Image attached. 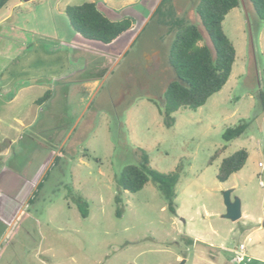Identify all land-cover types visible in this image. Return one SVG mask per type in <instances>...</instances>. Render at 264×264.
Instances as JSON below:
<instances>
[{
	"label": "rangeland",
	"instance_id": "374dc122",
	"mask_svg": "<svg viewBox=\"0 0 264 264\" xmlns=\"http://www.w3.org/2000/svg\"><path fill=\"white\" fill-rule=\"evenodd\" d=\"M161 1L31 0L15 10L20 30L2 27L0 82L11 95L0 93V122H11L6 103L17 88L33 87L15 104L32 127L0 129L14 142L0 160V264L264 261V21L248 0L227 13L222 30L235 60L226 84L200 108L176 111L167 128L159 111L174 79L167 63L172 23L197 25L199 44L211 45L194 11L199 0H170L155 15ZM85 2L112 20L130 19L131 29L109 45L83 40L64 9ZM151 48L155 68L141 69ZM40 85L51 94L39 107ZM240 120L245 133L225 143L224 131ZM240 149L248 153L245 165L218 182L222 159ZM142 151L156 171L179 173L175 214L151 180L135 193L120 189V171L138 165ZM226 191L240 203L235 221L224 216Z\"/></svg>",
	"mask_w": 264,
	"mask_h": 264
},
{
	"label": "trees",
	"instance_id": "16d2710c",
	"mask_svg": "<svg viewBox=\"0 0 264 264\" xmlns=\"http://www.w3.org/2000/svg\"><path fill=\"white\" fill-rule=\"evenodd\" d=\"M10 0H0V10ZM170 0H162L155 15H162ZM256 17L264 21V0H248ZM240 0H199L194 11L199 23L204 29L211 48L200 45L202 35L195 24L184 23L180 20L172 23L174 35L168 48L167 63L174 73L163 92V106L160 114L165 127L174 124L173 114L179 109L196 110L203 106L215 93L226 84L235 60V50L232 43L222 30V22L229 11L238 7ZM65 16L71 29L83 40L109 45L127 33L132 26L128 18L112 20L100 12L95 2H85L80 5L66 6ZM51 92L47 90L37 100L42 103L50 98ZM261 107L264 111V95L260 97ZM247 124L240 120L233 128H227L222 139L228 143L240 138L246 131ZM225 147L218 149L210 157V164L220 156ZM248 153L240 149L230 156L222 159L216 179L224 183L227 179L239 172L246 163ZM179 179L178 172L160 173L149 165L148 156L141 152V162L138 165H126L120 171L117 183L122 191L135 193L151 180L163 194L168 204V210L175 214L174 187ZM41 184L38 185V188ZM31 199L29 200L30 203ZM119 202V198L115 199ZM79 209L85 217L87 214L85 203H80ZM119 215V211L117 212Z\"/></svg>",
	"mask_w": 264,
	"mask_h": 264
},
{
	"label": "crops",
	"instance_id": "0c3cea01",
	"mask_svg": "<svg viewBox=\"0 0 264 264\" xmlns=\"http://www.w3.org/2000/svg\"><path fill=\"white\" fill-rule=\"evenodd\" d=\"M31 0H10L1 10H0V33L1 31L5 32V29L3 30L2 27L4 26H8L11 29L14 30H20V28H18L17 26H15V24L13 23V19H14V14H15V10L17 8H22L24 7V3H29ZM1 76L2 74H0V80H1ZM31 87H33V85H26V86H20L17 88V90L15 91V93L10 97L9 101L6 103L8 105H10V109L13 111V115L10 119L11 122H0V129L2 130H8V131H20V130H26V129H30L32 127V123L30 121H28L25 118V114L26 112H23L22 110H19L18 108H15V104L17 103V101L22 97V95ZM39 89L43 90L44 93L47 91L46 88H44L43 86H38ZM8 93L11 95V91H10V87L8 86V84H2V82H0V93ZM43 93V94H44ZM37 104V101L33 102V105ZM42 103H40L41 105ZM39 105V103H38ZM39 105V107H40ZM39 107H37L36 110H34V113L36 111H39L40 109H38ZM36 117V116H35ZM0 144L2 147H0V160L3 159L5 156L10 154V147L12 144H14L13 141H7L8 137L7 134L2 133L0 134ZM24 138H20L21 141H23ZM32 140V139H31ZM27 144V142H26ZM253 260H257L256 263H260V264H264L263 260H258V259H254Z\"/></svg>",
	"mask_w": 264,
	"mask_h": 264
},
{
	"label": "water",
	"instance_id": "95a60500",
	"mask_svg": "<svg viewBox=\"0 0 264 264\" xmlns=\"http://www.w3.org/2000/svg\"><path fill=\"white\" fill-rule=\"evenodd\" d=\"M223 201L226 207L225 218L235 221L241 217L240 203L237 199L230 200V191H226L223 194ZM264 226V221L262 223Z\"/></svg>",
	"mask_w": 264,
	"mask_h": 264
},
{
	"label": "flooded vegetation",
	"instance_id": "af4514ba",
	"mask_svg": "<svg viewBox=\"0 0 264 264\" xmlns=\"http://www.w3.org/2000/svg\"><path fill=\"white\" fill-rule=\"evenodd\" d=\"M153 53H154L153 48H151L149 50V52L143 53V59L145 62H144V66H142L141 69H149L150 68L151 70H153L155 68V64L152 62V57H151ZM124 93L122 90L121 94H124Z\"/></svg>",
	"mask_w": 264,
	"mask_h": 264
},
{
	"label": "built area",
	"instance_id": "2783aa9c",
	"mask_svg": "<svg viewBox=\"0 0 264 264\" xmlns=\"http://www.w3.org/2000/svg\"><path fill=\"white\" fill-rule=\"evenodd\" d=\"M258 166L261 167V168H263V165L261 163H258ZM260 185L262 186V183L261 182H260ZM244 250H245L244 246L241 245L240 246V249H239V254H240L241 260H243L242 258L245 256ZM246 261L247 262L251 261V258H247Z\"/></svg>",
	"mask_w": 264,
	"mask_h": 264
}]
</instances>
